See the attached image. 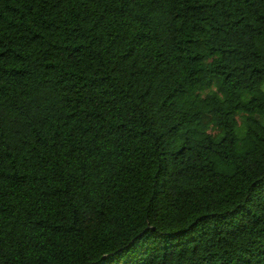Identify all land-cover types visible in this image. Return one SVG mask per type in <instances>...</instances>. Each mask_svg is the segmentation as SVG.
<instances>
[{
    "label": "trees",
    "instance_id": "trees-1",
    "mask_svg": "<svg viewBox=\"0 0 264 264\" xmlns=\"http://www.w3.org/2000/svg\"><path fill=\"white\" fill-rule=\"evenodd\" d=\"M0 264H264V0H0Z\"/></svg>",
    "mask_w": 264,
    "mask_h": 264
}]
</instances>
